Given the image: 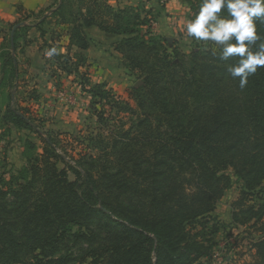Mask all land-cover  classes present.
Returning a JSON list of instances; mask_svg holds the SVG:
<instances>
[{
	"label": "trees",
	"instance_id": "trees-1",
	"mask_svg": "<svg viewBox=\"0 0 264 264\" xmlns=\"http://www.w3.org/2000/svg\"><path fill=\"white\" fill-rule=\"evenodd\" d=\"M49 16L65 32L52 30L47 40L40 29L44 54L58 69L52 76H80L90 94L99 131L79 143L96 153L68 154L62 133H44L28 102L7 94L0 122L32 133L41 151L26 138L25 164L0 171V264H201L213 255L206 237L217 229L211 213L231 184L228 170L242 182L232 221L260 233L247 264H264V67L241 89L227 72L235 58L220 60L212 44L189 53L170 47L141 6L57 0ZM256 24L258 45L264 20ZM90 27L121 37L114 49L141 81L130 87L134 105L106 81L91 80L83 53ZM9 60V71L1 65L5 85L17 76L15 56ZM121 114L128 127L122 122L104 134Z\"/></svg>",
	"mask_w": 264,
	"mask_h": 264
},
{
	"label": "rangeland",
	"instance_id": "rangeland-1",
	"mask_svg": "<svg viewBox=\"0 0 264 264\" xmlns=\"http://www.w3.org/2000/svg\"><path fill=\"white\" fill-rule=\"evenodd\" d=\"M8 2L3 3V16L5 18H0V66L5 62L6 68L9 71L12 67L9 56L12 54L15 56L17 76L11 78L13 79L10 85L11 91H16L15 95L20 104L26 105L25 102L21 101L22 99L28 102L32 115L35 118L43 120L40 129L44 133L47 131L62 133L60 138L63 140L68 154H71L75 158L78 157L81 151L95 154L96 150L91 149L88 143H86L85 148L79 143L84 138L87 141L91 136L89 135L91 132L95 134L99 131L96 117L92 110L91 96L85 92L84 95H81L80 76L76 77L72 75L69 78L64 75L65 78L61 80V83H58L56 80L54 81L56 75L54 78L52 74L58 69L47 55L40 63L43 71L42 79L38 78V73L36 75L38 84L37 87H34L36 76L32 75L29 70L30 57L22 52L24 49L33 52L34 46L36 49L41 46V51L37 49L40 53L47 51L42 36H27V32L31 27L30 25L36 23L41 16L46 13L47 16L50 15L56 6L57 0L50 1L47 6L37 10V12L35 11L36 13L18 4L13 5V8H9L13 0H8ZM162 2L163 5H161ZM167 2H170L169 7H166L168 6L166 5ZM198 3L199 0H120L121 6H141L150 11L151 18L153 19L149 20L153 31L165 37L170 47L174 45L185 53H189L196 46L214 45L212 42L197 41L194 38L188 37L184 30L183 25L186 19L197 10ZM10 9L14 11L12 14H8ZM65 12H67V9H64ZM50 21L53 25V30L56 29L58 33L65 32L63 30L64 26H58V23H56L59 21L56 16H49L48 23ZM19 22L23 24L14 28L18 27L15 31L17 34L15 36L17 46L13 50L10 45V38L12 37L10 36V29L13 23ZM44 27L49 28L47 25ZM92 30H86V34L90 39V46L85 52L89 63V70L81 68V71L84 72L87 69L93 82L106 81L108 87L112 88L114 92L130 100V87L139 85L141 81L137 78V73H132L123 65L120 54L114 49V44L121 37L108 33L105 34L101 30L98 31V28ZM45 37L47 40L50 38V36ZM31 41L36 43V45L33 44L32 47H29ZM58 42L59 47L64 46L66 44V35H62ZM58 50H61V48H58ZM6 77H10L9 72L6 73ZM45 79H51L54 82H52L53 85L47 86ZM2 82V78L0 77V115L7 103V91L2 89ZM33 90H36V94L39 96L38 99L35 97ZM130 102L133 104V101L130 100ZM122 122H126L125 128H127L129 116L122 114L120 117L116 116L108 123L107 127H104V134H109L111 130H114L113 128L116 125H120ZM64 133H68L70 136L64 135ZM26 138L34 141L39 146L38 151H41L40 141L32 133L21 128H10L0 122V171L3 169H20L25 164L26 155L31 153L25 145ZM228 172L232 178L231 184L216 203L211 213L214 220L211 221L209 226L218 222L217 229L216 231H213L214 228L209 229L210 233L206 237L211 239L210 244L213 255L210 260L202 259L201 264H247L253 262L254 250L251 244L253 239L257 238L260 233L247 225L242 226L232 221L233 204L239 196L242 182L232 175L231 170H228ZM69 178L73 179L71 173H69Z\"/></svg>",
	"mask_w": 264,
	"mask_h": 264
},
{
	"label": "clouds",
	"instance_id": "clouds-1",
	"mask_svg": "<svg viewBox=\"0 0 264 264\" xmlns=\"http://www.w3.org/2000/svg\"><path fill=\"white\" fill-rule=\"evenodd\" d=\"M257 20H264V0H200L183 27L188 37L212 42L220 60L235 58L227 72L243 89L248 77L264 67V42L256 45Z\"/></svg>",
	"mask_w": 264,
	"mask_h": 264
},
{
	"label": "crops",
	"instance_id": "crops-1",
	"mask_svg": "<svg viewBox=\"0 0 264 264\" xmlns=\"http://www.w3.org/2000/svg\"><path fill=\"white\" fill-rule=\"evenodd\" d=\"M53 2V0H48V2H46V0H13V2L12 3H10V5H9V8H13V5H16V4H18V5H22L24 8H26V9H30L31 11H36L37 12V10H40V9H42V8H44L45 6H47L48 4H49V2ZM6 3V2H8V0H0V18L1 19H3V18H5L4 16H3V3ZM9 3V2H8ZM110 4L111 5H113V6H120V7H122L121 6V4H120V0H110ZM161 5H163V2L161 3ZM166 5H168V6H166V7H169L170 6V2H167L166 3ZM14 11H12L11 9L8 11V14H12ZM35 12V13H36ZM47 14V13H46ZM11 20V19H10ZM48 20H49V17L44 21V23H41V24H39V25H36L37 24V22L36 23H32L31 24V27H30V29L28 30V35L27 36H41V32H40V29H42V30H45L46 31V33H45V36H50V32H51V30H53L54 28H53V25L51 24V21L48 23ZM7 22H9V21H7ZM48 23V24H47ZM23 23L22 22H19L16 26H20V25H22ZM45 25H47L49 28L47 29V28H45L44 26ZM15 26V27H16ZM53 28V29H52ZM92 29H97L96 27H90V28H87L86 30L87 31H90V30H92ZM92 31H94V30H92ZM98 31H100L99 29H98ZM13 33V32H12ZM103 33H105V32H103ZM106 34V33H105ZM46 38V37H45ZM33 44H35L36 45V43H34L33 41H31L30 42V46L29 47H32L33 46ZM59 48H61V50H60V52H62V53H64L65 52V46H61V47H59ZM73 48H75V47H73ZM73 48H72V51H76L77 49L75 48V50H73ZM37 49H39V51H41L40 50V48H37ZM36 48H35V46H34V50H33V52H31V51H29V50H22V52H24L26 55H28L29 57H30V66H29V70H30V73H32V75H37L38 73H39V76H38V78L39 79H42V66L40 67V63H41V60L42 59H44V57H46L48 54H44V53H40L38 50H37ZM85 52H86V50L83 52L84 54H85ZM20 53V52H19ZM13 55V54H12ZM41 69V70H40ZM0 72H1V75H0V77H2V70H1V66H0ZM74 76V74H71V75H68V76H66V77H71V76ZM65 76L62 74L61 75V77H60V79L59 78H55L54 76V81L56 80L58 83H61L62 81L61 80H64V78H65ZM38 78H37V76H36V80H35V82H34V87H37V84H38ZM75 79V78H74ZM52 80L51 79H45V84L47 85V86H49V85H53L52 84ZM54 83V82H53ZM3 84V83H2ZM1 87H2V89H5L6 91H7V94L11 91V87H10V85H5V84H3V85H1ZM84 92L86 93V91H83V90H81V95H84ZM80 98V97H79ZM4 110V109H3ZM2 110V111H3ZM2 113V112H1Z\"/></svg>",
	"mask_w": 264,
	"mask_h": 264
}]
</instances>
